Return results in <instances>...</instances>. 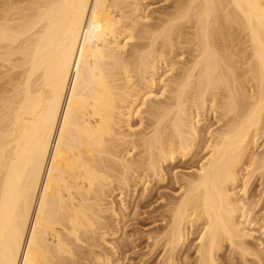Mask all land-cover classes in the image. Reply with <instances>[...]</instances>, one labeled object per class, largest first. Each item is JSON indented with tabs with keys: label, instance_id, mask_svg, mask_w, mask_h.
<instances>
[{
	"label": "bare ground",
	"instance_id": "bare-ground-1",
	"mask_svg": "<svg viewBox=\"0 0 264 264\" xmlns=\"http://www.w3.org/2000/svg\"><path fill=\"white\" fill-rule=\"evenodd\" d=\"M22 1L0 0V264H118L95 251L109 234L104 201L123 205L164 163L193 159L204 107L219 126L147 238L174 264L200 226L195 264H219L224 244L260 262L264 241L248 243L264 196V148L252 151L264 135V0H165L152 20L145 0H27L12 12Z\"/></svg>",
	"mask_w": 264,
	"mask_h": 264
},
{
	"label": "rangeland",
	"instance_id": "rangeland-1",
	"mask_svg": "<svg viewBox=\"0 0 264 264\" xmlns=\"http://www.w3.org/2000/svg\"><path fill=\"white\" fill-rule=\"evenodd\" d=\"M24 1H22V3H24V4L19 3L18 8L13 10V11L11 10V11L15 12L16 10L19 11L23 7L24 8L27 7L25 4H28V2L26 3L27 0H24ZM145 1H146V3H143V4H145L147 6V7H144V13L146 15V18H148L146 20H149V19L152 20L151 18L155 17L157 15V13L160 12L161 8L162 7L164 8L166 5L165 0H145ZM145 1H143V2H145ZM150 16H151V18H150ZM130 43H133V41ZM130 43H129V45H130ZM129 45H127V48H129L131 46V45L130 46ZM183 51H184V49H183ZM175 54L176 53L173 54L174 57H173V55L167 56V60L162 63L163 65L158 69V73L154 76L155 85L152 88V92L154 94L156 93V96H158L159 93H161V88H162L163 84L165 82L169 83V80L172 78L171 77L172 74H171V76H169L170 75L169 73H171V72L168 71V68L171 64L170 62L174 61L176 59ZM185 55H186V52H184L182 57L184 58ZM169 59H171L170 62H169ZM166 64L167 65L169 64V65L167 66ZM164 75H168V76H164ZM159 78H162L163 81L159 82L160 81ZM164 78L166 80L165 82H164ZM165 94H166V92H165ZM199 115H200L199 116L200 118L198 117L199 121L195 125H197L196 126L197 130L199 129L200 133H202L204 135V139L206 140V138H207L206 133H208V131H212L214 129H217V127L219 126V123L216 121L214 114L212 112H208L206 107H204V109H202L200 111ZM194 119L197 120V116ZM138 121H139L138 118H133V123H136V124H134V126L138 125L137 124ZM135 127H134V129H135ZM263 136L258 140L257 144L254 147H252V151L255 154L259 153L261 151V149L264 148L262 145L263 142L261 144ZM204 141H202L201 143L199 142L200 144H199L198 148L200 151L198 152V149L196 147L195 151H197L198 153L195 154L196 156L194 155L195 157L193 156V159H187V161H186V159L182 160L181 158L176 157L173 162L164 163V170H163V174H162L163 178H164L163 182L161 181V182H158L156 184L155 181L157 180V178L163 179L162 177H156L154 182H153V180H151L150 181L151 184L148 183V185H147L148 187L146 188V191L143 189L144 185L139 184V185L135 186L136 189L134 186H131L130 190L127 191V194H126L127 197L124 195L122 196V198L124 199V201L122 203L123 205L119 204L120 198H119V195L116 193L114 195H112L111 198L110 197L106 198L107 200L104 201V203H106V204H104L105 206L103 205V207L106 208V206H107L109 210L106 208L108 211L105 210L104 213H102V214H104L103 216H105L104 222L106 223L103 225L104 228L102 229V231H104L106 229V230H108L107 233H109V234L105 235V241H102L101 239L98 240V238H97L96 243H97V245L99 243V246H97V248H95V251L97 253L100 252L99 254H101V256L103 255L102 256L103 259L106 257V258H109L111 260L110 263L116 262L118 264H160V259L162 258V254L164 253V250H163L164 248L160 247L159 249L156 250V248H153L151 246L152 241H150V239H148L147 237H148V235H151L154 233L153 229H155L159 225V223L161 226H164L163 224H161V222H162L161 217L162 216H160V214L165 213L166 204L168 203V201L175 199L180 194V188L179 187L184 183L185 178L189 179V176L195 172L196 168L198 167V165L200 163L199 162L200 157H202L203 155L206 154V151H207L206 149L205 150L203 149L202 151L200 149V148H202L201 145L204 143ZM259 182H260V178H255L254 180H251L250 183H248L249 189L247 191V195H248L249 200H251V199L255 200V198L258 199V196L260 197L259 192H260L261 186L259 185ZM238 189H239V187H238ZM142 190H144L145 192L144 191L142 192ZM142 194H143V196H141ZM263 197H260V200H261V201H259L260 204L258 203V205L254 209L255 211L252 214V217L255 216L254 218L257 220V224L252 225L251 228L249 226L250 230L252 231V237L253 238L249 240L248 244L250 245L251 248L253 247V249L255 248V246H253V244L255 243L256 238H260L262 241H264V198ZM110 201H113V203ZM111 205L112 206L114 205L113 208L116 209V213H118V212L119 213H121V212L125 213V219L128 220L127 222H129V223L126 222V225L127 224L128 225L127 226L125 225V227L123 229L120 227V224H119V222L122 224V220H121L122 217H121V219L119 217H117L118 219L116 220L115 215H113ZM109 207H111V208H109ZM133 207H135V208H133ZM124 208H126V210L122 211ZM133 209H134V211H137L136 212L137 216L135 215V218L138 217L137 219H134V220L131 219L132 218L131 216H129L133 212ZM128 213H130V214H128ZM120 215L121 214H119V216ZM157 217H159V218H157ZM130 219H131V222H130ZM118 220H120V221H118ZM164 222H165V220H164ZM260 225L263 227H260ZM258 226L260 227V229ZM194 228H193L194 230L192 229V231L189 235L190 237L188 238L187 244L186 243L183 244L182 248L178 251V253H177L178 255L175 258L176 260H175L174 264H195V257H196L195 255L196 254H195L194 249H195V243L197 242L198 231L200 229V226L199 227L195 226ZM261 236H262V238H261ZM129 239H130V241H129ZM99 241H101V242H99ZM131 241H133L132 244H129V242H131ZM127 242H128V245H127ZM184 252H185V254H184ZM262 253H263V255L262 254L260 255L261 256V260H260L261 263L257 262V260L255 261L253 259V257H251V256L246 257V260H244L239 254L233 252L227 244L226 245L224 244L223 248L221 249V251H219V253L217 255L218 256L217 261L219 264H264V250ZM184 255L187 256L186 262L183 261ZM86 257H87V259H86ZM86 257H85L84 261L82 260V263L83 264H91L93 261L88 259V256H86ZM103 264H107V262H104Z\"/></svg>",
	"mask_w": 264,
	"mask_h": 264
}]
</instances>
